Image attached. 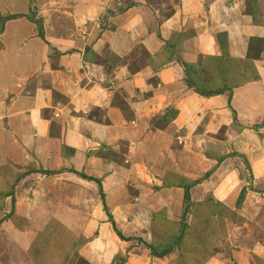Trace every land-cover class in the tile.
<instances>
[{
	"label": "crops",
	"instance_id": "obj_1",
	"mask_svg": "<svg viewBox=\"0 0 264 264\" xmlns=\"http://www.w3.org/2000/svg\"><path fill=\"white\" fill-rule=\"evenodd\" d=\"M128 1L0 0V17L16 16L0 25V176L17 180L0 202V264H174L173 252L146 257L144 243L153 212L181 213L183 189L163 187L156 164L167 163L159 154L175 127H190L196 107L234 111L240 124L264 121V48L249 54L252 40L264 41V0L250 14L247 0ZM224 50L253 78L216 97L196 94L184 64ZM169 107L180 110L148 131ZM232 141L213 153L246 155L252 180L242 163L208 158L205 174L214 172L190 189L192 201L211 192L233 209L242 187L264 192V142L248 129ZM80 173L100 181L106 210L98 183ZM147 175L158 182L154 196ZM252 193L237 211L249 224L263 205ZM108 214L131 240L118 237ZM256 224L258 241L226 244L228 229L204 264H264V217Z\"/></svg>",
	"mask_w": 264,
	"mask_h": 264
},
{
	"label": "rangeland",
	"instance_id": "obj_2",
	"mask_svg": "<svg viewBox=\"0 0 264 264\" xmlns=\"http://www.w3.org/2000/svg\"><path fill=\"white\" fill-rule=\"evenodd\" d=\"M129 0L128 2L125 3L126 7H128L131 2ZM257 4V0H247L246 6V12L249 14L251 12L255 11ZM122 8V7H121ZM261 12V11H260ZM0 25H1V19H0ZM254 48V50H250V56L251 57H257L258 52L264 48V41H256V42H250ZM234 60V59H233ZM230 60V59H223L221 61H217L215 59H203L202 64H200L201 68H197L196 70H191L192 75L195 76L198 84V88L202 90L203 92H217L219 91L223 86H232L235 87L238 84L246 83L247 80L250 79L251 76H254L252 73H248L247 71V64L241 63L237 60ZM241 70H244L241 72ZM196 71V72H195ZM199 71V74H193V72L197 73ZM201 72V73H200ZM191 73V72H189ZM187 80H188V74H187ZM194 91V90H193ZM196 93V92H195ZM198 94V93H196ZM200 95V94H198ZM219 94H212L210 96H203L202 97H216ZM178 108V109H177ZM169 107L167 108L168 112H166L164 115L160 116L157 115L156 117L154 116L151 120H149L148 125V131L152 130H157V128L164 127L166 123L170 122L171 118H174L179 107ZM197 107L194 108L195 112V117H192V120L189 121L190 127L184 125V127H179L178 124L175 127L176 130H174V135L172 136V142L166 143V145L169 146H164L162 154H159L161 157V160L164 162H167L166 164L163 162H157L156 164L158 165L159 168H162L165 170L166 174H171L173 175V178H170L168 180V184L173 185V184H185L188 183L189 180H180L183 177H178V176H184L186 173L190 176V178H203L206 172L210 171L209 169L210 165H208L207 159H218L220 157L226 156L225 158L230 157L231 163L233 164H241L242 163V169L245 178L249 180H252V173H251V162L248 160L247 156L244 154H235V151H229L228 155L227 154H220V153H213V150L215 149L216 146L224 150L225 147H229L230 141L235 139L236 133L240 132L242 129H248L252 131L255 134L256 140H258L261 143L264 142V121L261 120L258 123H246V124H240L239 121L237 120V115L234 111L233 114H228L227 116H224L223 113L219 112L216 113L214 111L207 110L206 112L203 113L202 109H198ZM233 115V116H232ZM169 120V121H168ZM227 120H229V123H227ZM232 121V122H231ZM211 126V127H210ZM250 126V127H248ZM232 141V143H233ZM201 142V147L200 149V144ZM203 145L206 146V149L203 150ZM208 146H210L208 148ZM212 151V152H211ZM122 154V152H121ZM115 158V156H114ZM113 158V159H114ZM119 158V157H118ZM117 161H120V159L115 158ZM160 159V158H159ZM178 164L179 169L177 171H172L170 169L166 168H177ZM156 165V166H157ZM162 165V166H161ZM207 170V171H205ZM214 172V171H212ZM209 172V173H212ZM11 174H16V172L10 171ZM183 173V174H182ZM20 176L21 173H18ZM198 176V177H197ZM209 176H207L208 178ZM12 179V177H9ZM180 178V179H179ZM240 178H243V175L240 174ZM147 179V185L149 189V194L154 196L157 192V180L153 178V176L148 177L146 176ZM191 179V180H194ZM9 181V179H8ZM7 181V178H1L0 176V202L3 198V195L5 192H7L10 188L12 189L14 186V181H17L15 178L12 179V181L9 183ZM184 181V182H183ZM247 186V192L251 191L253 192L251 195L252 196H260L263 205L259 206L257 209V212L255 214V218L250 220L252 223H248V220L245 219L243 224H233L230 220L225 219V232L227 237V230L229 232L233 230V234L231 235L230 241L227 239L226 244H235L239 243L242 244L241 247H245V245H250L251 242H256L258 241V235L259 230L262 229L261 225L256 224V222L259 220L260 217H264V192L262 193V190L259 189V187H255L253 190L250 188V185ZM10 187V188H9ZM159 189V187H158ZM211 193V192H210ZM260 193V195L258 194ZM262 193V194H261ZM212 194V193H211ZM248 195L245 196L244 201L248 199ZM249 196V200H251L253 197ZM101 197V196H100ZM148 198L150 196L148 195ZM102 202V200H101ZM243 204V203H242ZM103 205V204H102ZM235 206V205H234ZM256 207V206H255ZM235 210V207L233 208ZM212 213L213 210H211ZM202 215L199 211L198 216ZM158 217H160L158 215ZM154 217V224L160 229H172V226L170 223L165 222L162 218ZM156 218V220H155ZM150 225L152 222V217L150 218ZM181 217L178 215V218H174V222H179ZM185 223L189 224L193 222L194 220L190 219V215H187L186 218L183 220ZM204 223V222H203ZM245 224V225H244ZM210 225L213 226L211 230L217 231L219 230V223L216 220L215 222H210ZM259 233V234H258ZM264 235V233H262ZM167 241L170 239L167 238ZM151 241V240H150ZM46 243V241H45ZM54 244V243H52ZM200 246L203 247V244L200 243ZM146 249V247H145ZM147 252H145L146 257H148L149 251L146 249ZM173 253L177 255V249H174ZM119 256H117L118 258ZM168 257V256H167ZM122 258V257H120ZM76 261V264H87L84 262L81 258H76L72 259Z\"/></svg>",
	"mask_w": 264,
	"mask_h": 264
},
{
	"label": "trees",
	"instance_id": "obj_3",
	"mask_svg": "<svg viewBox=\"0 0 264 264\" xmlns=\"http://www.w3.org/2000/svg\"><path fill=\"white\" fill-rule=\"evenodd\" d=\"M30 15H28L29 20L34 21L40 27V21L34 19L33 16H30ZM14 17L16 16L12 15V16H7L5 18L0 17L1 23L4 20L10 19V18L12 19ZM256 41H259V40H252V42H256ZM251 45L252 44L250 43V50H254L255 47L253 48V46ZM225 58L233 60L227 55V52L225 50H224V54L222 55V57L215 58V60L221 61ZM205 59H212V58L206 57ZM250 60H251V57H250ZM251 66H252V63H251ZM184 67L189 76L188 80L186 77L187 86L189 88H192L194 92L200 95L210 96L212 94H221L226 91H231L232 89V86H229V87L223 86L217 92L213 91V92L205 93L198 88L199 87L197 84L198 82L195 78L196 75L191 76L192 75L191 70H196L197 68H201L200 65L198 64V65L189 66L187 64H184ZM193 67H197V68L195 69ZM195 72H193V74H199V71L197 73ZM250 78H253V76ZM225 157L226 156L220 157L217 159V161L221 162V160H223ZM80 175L85 179H90L98 183L100 187V196H101L102 204H103L104 210H106V207L104 204V195L101 192L100 181L95 178L88 177L81 173ZM208 175L209 173L205 174L203 178L207 177ZM178 177H182V176H178ZM170 178L174 179L173 175L166 174V177L163 180L162 186L163 187L174 186V187H179L183 189L182 209H181L182 219H180L179 222H174V220L166 219L164 209H161L156 213L153 212L152 222L150 225L151 241L149 243H144V246L149 251V255H151L152 257L160 258V259L169 256L170 253L174 251V249H177V257L174 260V264H204L213 255L216 249L217 242L226 236L225 219H228L233 224H237V225L244 223L245 218L242 217L240 214H238L237 211L241 209L243 200L246 196L247 188L246 187L241 188L236 198V201H235V206H234L235 210H234V209L227 207L226 205H224L223 203L219 201H215L212 198V195L210 193L206 194L204 199L201 201H192L190 189L196 184L200 183L203 178L189 180V182L185 184H173V185H170L167 183ZM183 179L186 180V178L184 177L181 178L180 180H183ZM7 192H5V194H8V195L12 194L11 191H9L8 193ZM211 210H213L214 213H212ZM199 211L202 215L198 216ZM158 215L160 217H158ZM187 215H190V219L191 220L193 219L194 221L189 224L185 223L183 220L186 218ZM154 217L162 218L165 222L170 223V225L172 226L171 231L170 229H164V228L160 229V227H158L156 223L154 224ZM108 220L110 221L114 231L116 232V234L118 235L120 239L126 240V241L132 239V238L124 237L121 234V232L118 231L112 216L109 214H108ZM216 220L220 224L219 225L220 227H219V230L214 231V230H211L213 226L210 225V222H215ZM167 238H169L170 240L167 241L166 240ZM138 240L140 241L141 239L139 238ZM200 243L203 244V247L200 246Z\"/></svg>",
	"mask_w": 264,
	"mask_h": 264
}]
</instances>
